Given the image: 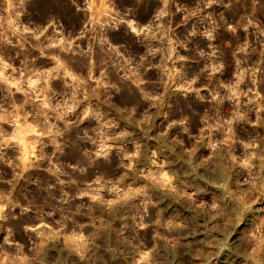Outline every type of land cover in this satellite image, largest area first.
<instances>
[{
  "label": "rangeland",
  "instance_id": "obj_1",
  "mask_svg": "<svg viewBox=\"0 0 264 264\" xmlns=\"http://www.w3.org/2000/svg\"><path fill=\"white\" fill-rule=\"evenodd\" d=\"M0 264H264V0H0Z\"/></svg>",
  "mask_w": 264,
  "mask_h": 264
}]
</instances>
